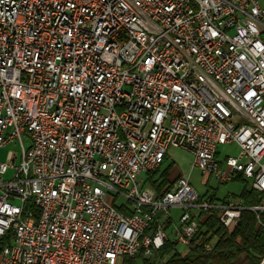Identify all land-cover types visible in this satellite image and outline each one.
I'll list each match as a JSON object with an SVG mask.
<instances>
[{"label": "built area", "instance_id": "built-area-1", "mask_svg": "<svg viewBox=\"0 0 264 264\" xmlns=\"http://www.w3.org/2000/svg\"><path fill=\"white\" fill-rule=\"evenodd\" d=\"M12 142L0 264H123L168 240L210 251L211 210L227 231L246 210L264 226V3L0 0V148ZM220 144L237 155L219 160ZM170 148L219 183L249 180L257 203H212L183 176L157 193L145 178Z\"/></svg>", "mask_w": 264, "mask_h": 264}, {"label": "trees", "instance_id": "trees-1", "mask_svg": "<svg viewBox=\"0 0 264 264\" xmlns=\"http://www.w3.org/2000/svg\"><path fill=\"white\" fill-rule=\"evenodd\" d=\"M165 161L166 157L161 165ZM160 167L145 178V184L151 186L157 193L164 189L168 182V169L155 179ZM236 179L242 180L241 177ZM203 196L208 197L212 203L222 204L226 201V198L219 201L215 194ZM234 197L241 200L246 207L257 203V195L250 188H245ZM217 214V210H211L200 223L198 231L202 243H210L213 240L210 251H205L200 247L186 254H181L176 250V244L168 240L162 247L153 251L150 257H144L140 254L132 259H124L123 264H258L261 256L264 255V226L258 224L256 216L250 211H243L235 227L231 231H227L219 225ZM200 216L202 217L203 214L198 217ZM159 219L158 216L151 223V226H155ZM261 220L264 223V214ZM171 224L172 221L170 220L164 223V229L168 233Z\"/></svg>", "mask_w": 264, "mask_h": 264}, {"label": "rangeland", "instance_id": "rangeland-1", "mask_svg": "<svg viewBox=\"0 0 264 264\" xmlns=\"http://www.w3.org/2000/svg\"><path fill=\"white\" fill-rule=\"evenodd\" d=\"M260 1L264 3V0ZM23 145L27 148L29 146V142L24 140ZM217 152L218 159L222 160L225 156H236L238 148L234 144H220L217 148ZM9 153L16 156L15 165H17L21 153L19 144L12 142L0 148V163L6 161ZM191 164L192 156L189 152L182 149L170 148L167 153L166 161L161 165L155 179H157L164 170L168 169V182L166 187L177 177L183 176L184 178H187L190 186L199 195L211 196L215 194L219 201L225 198L232 200L236 199L234 196L239 195L245 188H250V181L245 179H235L230 182L219 183L215 181L213 177H209L207 174H202L197 169H192ZM10 174L11 171H8V173L4 176V179H8ZM169 214L173 220V224H175L177 222V217L180 214V210L178 208H171L169 209ZM176 250L181 254L186 252V249L181 245H176Z\"/></svg>", "mask_w": 264, "mask_h": 264}]
</instances>
